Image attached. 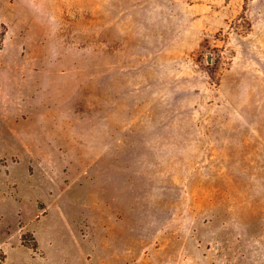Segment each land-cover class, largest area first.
<instances>
[{
	"label": "rangeland",
	"instance_id": "1",
	"mask_svg": "<svg viewBox=\"0 0 264 264\" xmlns=\"http://www.w3.org/2000/svg\"><path fill=\"white\" fill-rule=\"evenodd\" d=\"M0 264H264V0H0Z\"/></svg>",
	"mask_w": 264,
	"mask_h": 264
}]
</instances>
